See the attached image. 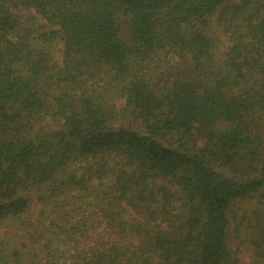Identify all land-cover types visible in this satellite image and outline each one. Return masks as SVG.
<instances>
[{"label": "trees", "instance_id": "trees-1", "mask_svg": "<svg viewBox=\"0 0 264 264\" xmlns=\"http://www.w3.org/2000/svg\"><path fill=\"white\" fill-rule=\"evenodd\" d=\"M237 1L0 0V225L31 190L67 225L0 264H244L241 232L264 264V0Z\"/></svg>", "mask_w": 264, "mask_h": 264}, {"label": "rangeland", "instance_id": "rangeland-1", "mask_svg": "<svg viewBox=\"0 0 264 264\" xmlns=\"http://www.w3.org/2000/svg\"><path fill=\"white\" fill-rule=\"evenodd\" d=\"M238 3L240 2V0L237 1ZM40 21L42 24H46L47 22L40 18ZM221 48L222 51L227 49V46L229 45V40L226 36H224L222 34L221 36ZM51 54L54 57V60L57 64H61L63 61V51H62V44L60 42H57L56 44L53 45V47L51 48ZM96 89H98L99 91H101V93H103L105 90L103 89V82H99L94 83ZM111 103L116 107L117 111H121V109L123 108L124 105V100L123 99H114L111 98ZM133 118L131 117L129 120L126 121V124H130L133 121ZM62 118L61 116L57 113V111L54 109L52 110V113L47 115L45 118V124H43V126L45 125V127L48 130H55L58 129L60 127V124L62 123ZM31 198V209L29 210V214H27V216H25V218L22 220H17V221H13V220H8L3 222V224L0 225V256H8L10 254V252H14L15 250L20 249L23 250L24 253H26V249L23 247V243L26 242L28 240V234H34V239L42 236L41 231H45L47 230V228L49 227V235L45 236L44 239L45 241L48 239H51L52 234L57 232L59 233V230L56 228V226H52V224L55 225H65L66 220H61V215H58V210L57 209H52V206L50 205H46L44 206V204H42L40 202V197H39V192L36 191H30L29 192V196ZM92 200L88 199L87 197H85L84 200V205L82 206V212H86V206H89V210H90V206L92 205ZM71 204V200H63L60 205H59V209L62 208V210L66 213H68L69 215V220H70V224L69 227H71V224H75V222H77L78 217H76L77 215L75 213L71 214V210H72V205ZM92 208V207H91ZM54 210V211H53ZM43 213H45L46 215H44ZM27 221H30L31 224H39L38 225V231L40 230V232L34 231L31 228H29V226L26 224ZM32 227V226H31ZM29 228V229H27ZM33 228V227H32ZM36 229V228H35ZM37 230V229H36ZM29 231V232H27ZM44 232V233H45ZM244 232H241V240H236L233 243V246L236 250L241 251L242 253V257L244 258L245 263L244 264H253L254 258H253V253H251V248H250V244L248 243V241L244 238ZM55 237V235H53V238ZM29 244V241H28ZM31 245V243L29 244ZM42 245V243L40 244ZM75 246L72 245L71 243L68 246L65 245H61L60 246V253L58 254L59 258L61 257V262H64L65 260L64 258V251H67L68 248H74ZM52 254L48 255L45 251L42 252V257L39 261V264H50V262H53V258H52ZM70 258V257H69ZM67 258L68 263L70 264V259ZM56 264V263H54ZM62 264V263H61Z\"/></svg>", "mask_w": 264, "mask_h": 264}]
</instances>
